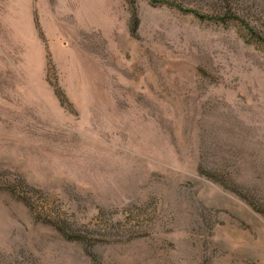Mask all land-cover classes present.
Segmentation results:
<instances>
[{
  "label": "rangeland",
  "instance_id": "rangeland-1",
  "mask_svg": "<svg viewBox=\"0 0 264 264\" xmlns=\"http://www.w3.org/2000/svg\"><path fill=\"white\" fill-rule=\"evenodd\" d=\"M0 264H264V0H0Z\"/></svg>",
  "mask_w": 264,
  "mask_h": 264
}]
</instances>
